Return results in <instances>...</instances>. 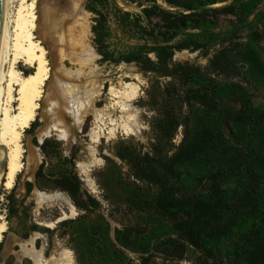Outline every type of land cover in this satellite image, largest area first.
Masks as SVG:
<instances>
[{"label": "trees", "instance_id": "1", "mask_svg": "<svg viewBox=\"0 0 264 264\" xmlns=\"http://www.w3.org/2000/svg\"><path fill=\"white\" fill-rule=\"evenodd\" d=\"M98 1L104 7L111 4L123 33L140 42L115 57L108 48L107 18L92 10L97 16L94 44L102 61L133 63L156 83L169 80L150 96L156 114L154 141L170 142L179 127L184 129L171 156L117 155L128 163L136 182L154 187L149 199L135 197L130 204L163 225L145 232L136 226L117 230L116 244L137 251L140 242L141 264L155 258L183 262L189 251L195 255L191 264H264V107L250 92L264 86V59L257 50L264 40V1L159 0L163 7L158 0H122L136 4V15L113 0ZM221 18L234 20L227 35L217 33ZM216 46L205 74L199 67L172 63L175 52L208 57ZM184 109V118H179L177 112ZM49 144L45 140L40 146L46 157ZM46 164L37 180L49 177ZM53 183L78 210L94 207L72 169L57 172Z\"/></svg>", "mask_w": 264, "mask_h": 264}, {"label": "rangeland", "instance_id": "2", "mask_svg": "<svg viewBox=\"0 0 264 264\" xmlns=\"http://www.w3.org/2000/svg\"><path fill=\"white\" fill-rule=\"evenodd\" d=\"M31 1L28 0L26 5ZM35 1L36 6L33 13L37 20L40 19L36 21V26L40 22L41 28H39L40 26L38 28L41 30L38 29L33 34L47 52L46 58L50 76L55 73L60 62L63 69L62 76L73 82L72 90H76L81 96L82 102H84L83 93L86 90H92L94 98L87 108L104 111L107 114L104 120L105 126L108 128L115 127L116 131L114 136L106 134L98 144L91 145L89 133L95 129L96 124L93 113L86 110L83 112L80 127H77L67 115L62 114L60 116L62 121L60 127L68 133L69 138L67 140L61 139L57 133H54L40 142L37 132L44 125L39 122L40 116L48 107L45 97L50 80L46 82L43 87V98L38 103L39 110L34 122L35 125L25 130L20 140L25 152L22 159L23 169L16 177L13 189L6 190L3 187V179L0 181V216L6 225V232L0 241V264H57L56 258L62 251L70 254L71 264H141V254L138 253L140 242L137 243V251L121 248L116 244L115 232L123 230L125 227L134 226L138 227L140 232L158 230L163 224L158 223L156 218L138 212L132 207L131 199L135 197L149 199L154 187L148 183L136 182L128 163L119 160L117 155L127 156L128 153H133L143 158L146 154H151L152 157L162 158L175 153L183 140V127L177 129L170 142H155L151 129L156 114L150 96L157 86L163 90L169 80L159 79L156 83L152 77L140 73L133 63H120L115 66L102 61V57L97 53L94 44L92 28L97 16L92 10L102 12L107 18V25L111 31L108 48L115 57L118 54L128 52L131 50L130 48L135 47L140 42L136 36L123 33L117 23L111 4L104 7L106 3H100L98 0H79V5L88 23L85 45L96 56L84 60L81 54L73 48L75 47L74 42L78 40L73 33L66 34L65 39L68 40L67 45L73 43V47L69 48L68 46L66 49L64 45V49L59 52L58 44H55L57 51L53 54L49 46L50 42L47 41L45 35L43 36L44 22L42 21L41 0ZM56 1H59V6L64 9L63 0ZM108 1L109 3L112 2V0ZM113 1L124 12L135 15L140 13L136 4H126L122 0ZM9 2L8 23L10 26L16 10L20 6V0H10ZM158 4L166 7L159 0ZM220 24L221 27L217 33L223 35L229 34L234 28L232 18H221ZM57 36L60 37V34L56 33V39ZM218 49V46L211 49L208 57H204L200 52H175L172 63L199 67L205 74L209 60ZM257 50L264 59V40L257 45ZM150 57L154 60L152 55ZM16 68L22 75L33 72V69L24 66L22 63H19ZM220 83L224 84L221 81ZM76 85H78L77 88ZM125 86L133 89L138 88L134 97L128 100L134 118H129V112L125 114L121 111L120 106L115 105L117 99L113 97V93L122 90ZM250 92L258 104L264 107V86L259 91L251 88ZM16 105V103L12 104L13 111ZM185 112L187 111L184 109L182 112H177V115L179 118H184ZM112 121H114V125H112ZM122 125L127 126L130 130L125 132L122 130ZM45 140L50 142L47 157L40 149ZM90 147L94 149L93 152ZM30 148L37 150L39 160L31 172L27 170V151ZM44 162H47L44 171L49 174V177L37 180L36 174ZM82 164L88 165V168L85 169L87 175L84 174L85 170ZM65 168L72 169L82 184V191L86 192L92 199L91 204L94 207L90 211L78 210L67 193L55 188L53 183L55 174ZM87 176L93 181L94 189L87 186ZM36 192L64 194L74 206L76 214L72 216L69 207L63 204L39 207L36 202ZM62 217L64 220L58 221ZM64 221H68L69 225L60 226L59 224ZM82 229L84 230L83 235ZM32 240L34 241L31 245ZM110 242L114 244V247L111 246ZM154 244L156 243L153 241L152 245ZM38 253L42 254L40 263H36L33 259ZM186 258V261L183 262H164L160 258H155L151 264H191L195 255L189 251ZM226 264L229 263L226 262Z\"/></svg>", "mask_w": 264, "mask_h": 264}, {"label": "bare ground", "instance_id": "3", "mask_svg": "<svg viewBox=\"0 0 264 264\" xmlns=\"http://www.w3.org/2000/svg\"><path fill=\"white\" fill-rule=\"evenodd\" d=\"M10 0H0V163L5 160L6 166L4 170H0V181L3 179V187L6 190L13 189L16 177L23 169L22 159L24 150L21 145L22 133L29 129L30 125L37 118L39 110V102L43 98V87L50 80L45 102L48 107L44 109L40 121L43 127L37 132L40 142L44 138L50 137L57 133L61 139L67 140L68 133L60 127L62 114L70 117L77 127L82 124L84 111H91L94 116L96 127L89 133L91 145H96L104 135L114 136L116 128H108L104 124L107 114L101 109H88V105L94 98L92 90H86L83 93L84 102L81 96L72 90V83L62 76V66L59 62L55 73L50 76L48 61L46 58V50L39 40L34 36V31L41 28L40 22L36 26V18L33 13L35 8V0L28 5V0H20V6L16 10L15 17L9 26L8 23V4ZM64 9L59 6L56 0H41V11L43 23V36L45 35L49 46L54 54L65 48L73 47L72 44L67 45L68 40L66 34L73 33L78 40L73 44L74 50L81 54L84 60L92 59L96 55L85 45V35L88 32V23L86 16L82 12L79 0H63ZM41 21V22H42ZM40 26V27H39ZM39 27V28H38ZM41 30V29H39ZM39 32V31H38ZM56 33L57 36L55 38ZM40 34V32H39ZM41 35V34H40ZM65 36V37H64ZM56 59V57H55ZM60 59L58 58V61ZM22 63L24 66L33 69L32 73L22 75L16 66ZM57 72V73H56ZM75 85V84H73ZM78 85H76V88ZM125 86L122 90L113 93V97L117 99L115 105L120 106L121 111L127 114L129 118H134L128 100H131L136 94L138 88H130ZM16 103V108L12 110V104ZM85 104V105H84ZM112 121V125H114ZM122 130L129 131L125 125ZM32 147V146H31ZM36 148V147H35ZM91 151L94 149L92 147ZM37 150L30 148L27 151L28 171H32L38 164ZM84 170L88 168L87 164H82ZM87 175V170L84 171ZM87 186L94 189L93 181L87 176ZM36 202L39 207L43 205L63 204L69 207L71 215L76 214L75 208L70 200L62 193L45 194L36 192ZM66 218V215H64ZM58 219V221L64 220ZM52 226L51 224H49ZM6 232V225L0 216V241L2 235ZM32 240L30 244H33ZM34 261L40 263L42 254L38 253L34 256ZM57 264H71L70 254L62 251L56 258Z\"/></svg>", "mask_w": 264, "mask_h": 264}, {"label": "water", "instance_id": "4", "mask_svg": "<svg viewBox=\"0 0 264 264\" xmlns=\"http://www.w3.org/2000/svg\"><path fill=\"white\" fill-rule=\"evenodd\" d=\"M0 148H2V147L0 146ZM5 166H6V163H5V160H4L3 162L0 163V170H4Z\"/></svg>", "mask_w": 264, "mask_h": 264}]
</instances>
